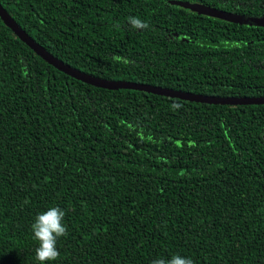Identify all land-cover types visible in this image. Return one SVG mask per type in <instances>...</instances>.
Returning a JSON list of instances; mask_svg holds the SVG:
<instances>
[{"label": "trees", "instance_id": "1", "mask_svg": "<svg viewBox=\"0 0 264 264\" xmlns=\"http://www.w3.org/2000/svg\"><path fill=\"white\" fill-rule=\"evenodd\" d=\"M264 0H0L52 56L103 80L264 97ZM129 16L148 29H133ZM114 55L130 64L117 63ZM173 103L180 104L173 110ZM65 210L44 264H264V104L107 90L47 64L0 19V264H41L31 224Z\"/></svg>", "mask_w": 264, "mask_h": 264}, {"label": "water", "instance_id": "2", "mask_svg": "<svg viewBox=\"0 0 264 264\" xmlns=\"http://www.w3.org/2000/svg\"><path fill=\"white\" fill-rule=\"evenodd\" d=\"M178 5L191 12L217 18L226 22L235 23L239 25L264 27V16H245L236 15L229 12L216 10L214 8L189 2H180ZM0 19L3 23L24 43L26 44L38 57L44 60L47 64L55 68L57 71L64 73L71 78H74L85 84L107 89V90H136L146 92L154 95L163 96L166 98H176L189 102L213 104V105H262L264 104V97H214L203 96L198 94H192L188 92L176 91L167 88H161L158 86L137 84L133 82L123 81H109L103 80L97 77H93L89 74L81 72L77 69L70 67L69 65L58 60L47 52L44 48L38 45L31 37H29L9 16L6 10L0 5Z\"/></svg>", "mask_w": 264, "mask_h": 264}, {"label": "clouds", "instance_id": "3", "mask_svg": "<svg viewBox=\"0 0 264 264\" xmlns=\"http://www.w3.org/2000/svg\"><path fill=\"white\" fill-rule=\"evenodd\" d=\"M128 24L136 30H145L150 27L147 21L139 17L129 16ZM117 63H132L127 57L114 55L112 57ZM173 110L179 109L180 104L173 103ZM65 210L58 206L49 207L36 215L34 222L31 224L33 239L38 241V247L35 249L36 260L44 264L46 261H55L60 253L57 249L58 238L68 235L67 226L64 223ZM151 264H194L191 258L182 257L179 254H173L170 259H154Z\"/></svg>", "mask_w": 264, "mask_h": 264}]
</instances>
